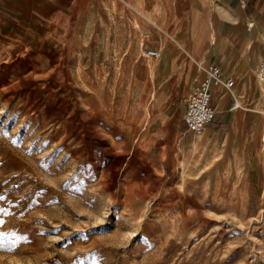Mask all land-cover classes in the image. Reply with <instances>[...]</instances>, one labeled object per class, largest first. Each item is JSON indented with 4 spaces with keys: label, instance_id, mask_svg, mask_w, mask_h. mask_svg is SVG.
<instances>
[{
    "label": "rangeland",
    "instance_id": "1",
    "mask_svg": "<svg viewBox=\"0 0 264 264\" xmlns=\"http://www.w3.org/2000/svg\"><path fill=\"white\" fill-rule=\"evenodd\" d=\"M212 1L30 0L34 21L10 22L0 264H264V122L257 141L239 119L222 148L185 135L208 66L199 32L221 39L213 59L249 48L242 18ZM258 103L246 113L264 120Z\"/></svg>",
    "mask_w": 264,
    "mask_h": 264
},
{
    "label": "crops",
    "instance_id": "2",
    "mask_svg": "<svg viewBox=\"0 0 264 264\" xmlns=\"http://www.w3.org/2000/svg\"><path fill=\"white\" fill-rule=\"evenodd\" d=\"M47 1L52 2V0ZM32 5L34 4L31 3L30 0H0V38L4 37L8 32L11 26L10 22L34 21L33 19H29V11L33 9ZM211 7L212 9L217 10H228L227 19L229 21H233L235 17L242 18L245 23L249 48L246 50L233 49L231 52H228L227 50L225 51V58L220 56L219 59H213V55L219 54L223 51L221 39L219 37L216 39L214 35H207L205 34V31L199 32V42L204 44L203 51L204 54L207 55L206 58H204L205 66L207 64L208 66L211 64L220 66L225 77L234 80V86L231 90H227L223 86L217 87L213 90V106L216 110V118L214 121L216 122L213 121L212 126L209 125L205 132L200 136L189 133L187 129L185 130V135H192L193 138H191L192 140H190V143H199L201 146H208L210 144L208 149L213 148L214 145L222 148V144L228 140L229 136L234 131V127L236 128L238 126L239 119H241L243 125L247 124L253 129L252 138L260 141L259 137L256 135L255 124L256 119L261 120L262 122H264V120L261 117L247 115L246 111H250L249 108L252 107L257 100L260 101L263 97L260 90V82L257 93L254 69L258 61V68L260 63L264 61V0H214L210 4V8ZM236 11L238 12L236 13ZM44 18L45 21H49L46 17ZM185 21L189 20L186 19ZM184 26L188 31H183L181 37L187 42V37H191L192 34L196 32L195 29H191L192 27L190 24L186 25L185 23ZM184 35H186V37H184ZM152 36L159 40L156 30L152 31ZM158 44L157 41H152V49L154 50ZM174 49L177 53L173 58L179 60L184 58V55H182L176 47ZM173 58L170 57V59ZM164 62H168L167 55H165ZM200 69L199 76L201 78L194 87L207 76L206 67L201 65ZM242 138L243 133H241L237 140L239 141Z\"/></svg>",
    "mask_w": 264,
    "mask_h": 264
},
{
    "label": "built area",
    "instance_id": "3",
    "mask_svg": "<svg viewBox=\"0 0 264 264\" xmlns=\"http://www.w3.org/2000/svg\"><path fill=\"white\" fill-rule=\"evenodd\" d=\"M146 56L152 60L160 59V53L156 50H147ZM207 76L199 82L189 93L186 99V110L183 121L189 133L200 136L216 118V110L213 106V90L223 86L231 90L234 86L232 78H226L220 66L211 64L206 67ZM258 78L262 99L258 103V111L264 115V61L258 68Z\"/></svg>",
    "mask_w": 264,
    "mask_h": 264
},
{
    "label": "bare ground",
    "instance_id": "4",
    "mask_svg": "<svg viewBox=\"0 0 264 264\" xmlns=\"http://www.w3.org/2000/svg\"><path fill=\"white\" fill-rule=\"evenodd\" d=\"M182 167H183V166H182ZM186 177H187V173H186V171H184V174H183L182 180L184 181V180L186 179Z\"/></svg>",
    "mask_w": 264,
    "mask_h": 264
}]
</instances>
